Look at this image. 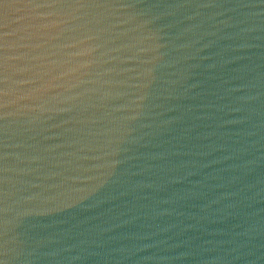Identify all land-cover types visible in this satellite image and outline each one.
I'll list each match as a JSON object with an SVG mask.
<instances>
[{
	"label": "clouds",
	"instance_id": "9594fccd",
	"mask_svg": "<svg viewBox=\"0 0 264 264\" xmlns=\"http://www.w3.org/2000/svg\"><path fill=\"white\" fill-rule=\"evenodd\" d=\"M0 264H264V0H0Z\"/></svg>",
	"mask_w": 264,
	"mask_h": 264
}]
</instances>
